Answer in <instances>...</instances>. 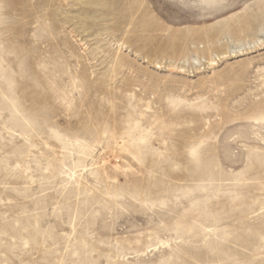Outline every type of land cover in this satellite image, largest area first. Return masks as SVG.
Segmentation results:
<instances>
[{"label": "rangeland", "instance_id": "1", "mask_svg": "<svg viewBox=\"0 0 264 264\" xmlns=\"http://www.w3.org/2000/svg\"><path fill=\"white\" fill-rule=\"evenodd\" d=\"M0 264H264V0H0Z\"/></svg>", "mask_w": 264, "mask_h": 264}]
</instances>
